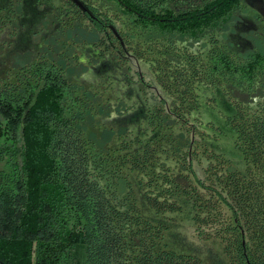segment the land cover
<instances>
[{
  "label": "trees",
  "instance_id": "16d2710c",
  "mask_svg": "<svg viewBox=\"0 0 264 264\" xmlns=\"http://www.w3.org/2000/svg\"><path fill=\"white\" fill-rule=\"evenodd\" d=\"M22 2L0 4V264H200L165 242L181 197L231 264H264L263 17L259 46L240 51L243 0H44L51 40L14 63ZM85 45L139 84V123L133 102L69 77ZM129 57L150 64V96ZM219 97L244 172L210 146Z\"/></svg>",
  "mask_w": 264,
  "mask_h": 264
},
{
  "label": "rangeland",
  "instance_id": "374dc122",
  "mask_svg": "<svg viewBox=\"0 0 264 264\" xmlns=\"http://www.w3.org/2000/svg\"><path fill=\"white\" fill-rule=\"evenodd\" d=\"M243 1L246 3L247 12L242 16L241 20L237 22L235 31L233 26L231 28V30L234 31L231 35V43L240 51H244L254 45L259 46L257 44L258 40H255V37L251 36L255 31L260 32L262 29V24L257 23L255 20V14H260L263 17L264 22V0ZM3 2L4 0H0V4ZM25 8L26 11H24V13L27 12V17L31 19L29 24L25 21L26 23L24 26L18 25V33H15V37L13 38L16 43L11 46V50L13 49L11 60L14 61V63L17 60H22L24 55H30L31 49H33L32 52H34L36 47L41 44H38L37 42L48 35V33L43 34L42 30L49 27L50 24L48 20H43L44 18L39 20L42 14L37 5V1L26 0ZM38 14H40V16H38ZM32 32L33 34H31ZM40 50L41 49H36V51ZM83 51L84 55L80 59L78 65H73L67 70L69 77L74 79V82L84 86L90 83V86L105 84L108 87L107 91L112 93L113 100L117 101L118 98L124 97L129 103L133 102V109L131 111L132 121L133 123H139L143 116L139 101L140 96H138L139 92L140 94L143 92L141 91L142 89L139 90V84L135 83L133 86H128L125 74L116 71L117 61L113 57H97L93 48L86 45L84 46ZM128 61L133 65V72L130 73L129 78H133L134 81H136L138 74L143 76L144 82L147 84L144 85L147 89L146 93L150 96L151 85L149 82L153 80L150 64L145 60H136L132 57H129ZM218 100L219 103L217 110L206 109L203 114L204 119H213L216 122L215 126L219 125L221 129H224V133H222L217 140L210 141V146L213 150L224 154L233 168L244 172L246 169V163L243 153L235 146L234 139L231 133L228 132V129L224 128L221 124V120L223 119L222 112L230 110V106L222 99V97H219ZM113 103L115 105L118 104L121 109H124L123 102ZM136 128L137 125L133 124V129ZM102 135L103 132L97 131L95 137L98 141H101L100 138ZM198 171L202 175L203 171L200 167H198ZM179 201L182 205V209L177 212H171L168 219H163L168 223V227L164 234L168 248L179 253L195 255L199 258L200 264H231L228 255L224 251L223 244L218 238H201L196 235L192 219L193 210L191 203L184 197H181ZM139 205L144 216L154 221L159 220V217H157L154 210L146 203V201L139 199Z\"/></svg>",
  "mask_w": 264,
  "mask_h": 264
},
{
  "label": "flooded vegetation",
  "instance_id": "af4514ba",
  "mask_svg": "<svg viewBox=\"0 0 264 264\" xmlns=\"http://www.w3.org/2000/svg\"><path fill=\"white\" fill-rule=\"evenodd\" d=\"M4 1H5V0H4ZM35 1H37V5H38V7H39V9H40V11H41V14H42L41 16H40V14H38V16H40V18H39V20H40V19L44 18V16H45V15H43V11H44V9H43V5H45V4H44L45 2H44V0H43V1H42V0H35ZM22 3H23V8L20 10V12L22 13V18H21V23H20V25L24 26L26 22H28V24L30 23V19H31V18H28V17H27V12L24 13V11H26V8H25L26 0H23ZM40 6H41V8H40ZM20 12H19V13H20ZM28 19H29V20H28ZM43 20H47V19L44 18ZM25 21H26V22H25ZM48 21H49V20H48ZM28 24H27V25H28ZM49 24H50V22H49ZM48 28H50V25H49V27H47V28H44V29L42 28V29H43V30H42L43 34L48 33V31H47ZM16 33H18V31H17ZM31 34H33V32H32ZM43 34H42V35H43ZM14 37H15V36H14V34H13V36L11 37L12 39L10 38V39L12 40V42H13L12 44L16 43V41L13 39ZM8 39H9V38H8ZM50 40H51V36H48V37H47V35H46L45 37L41 38L39 42H37L38 44L41 43V44L38 45V46L42 47V45H44L46 42H50ZM9 44H10V43H8V45H9ZM12 44H11V46H12ZM6 48H8V46H6ZM12 50H13V49H12ZM32 50H33V49H31V51H30L31 53H32ZM24 54H26V53H24ZM24 56H25V55H24ZM24 56H23V57H24ZM8 57H12V56L10 55V56H8ZM8 57H7V58H8ZM23 57H22V58H23ZM216 140H217V139H216ZM223 155H224V154H223Z\"/></svg>",
  "mask_w": 264,
  "mask_h": 264
}]
</instances>
